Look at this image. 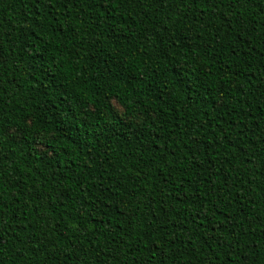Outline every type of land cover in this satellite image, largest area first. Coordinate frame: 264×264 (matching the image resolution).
<instances>
[{"label":"trees","instance_id":"trees-1","mask_svg":"<svg viewBox=\"0 0 264 264\" xmlns=\"http://www.w3.org/2000/svg\"><path fill=\"white\" fill-rule=\"evenodd\" d=\"M0 264H264V0H0Z\"/></svg>","mask_w":264,"mask_h":264}]
</instances>
